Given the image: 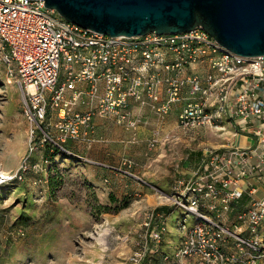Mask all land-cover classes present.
<instances>
[{
  "label": "built area",
  "instance_id": "obj_1",
  "mask_svg": "<svg viewBox=\"0 0 264 264\" xmlns=\"http://www.w3.org/2000/svg\"><path fill=\"white\" fill-rule=\"evenodd\" d=\"M44 6L0 0V51L17 77L29 154L44 143L68 153L66 141L92 134L96 117L135 131L140 117L133 108L164 119L181 104L176 126L184 133L225 132L221 120L232 121L252 145L207 150L189 177L173 182L168 209L190 215L194 225L181 223L179 245L157 264H264V56L232 54L200 28L109 37ZM157 142L152 137L148 148ZM27 169L24 161L0 182L20 181ZM171 214L162 208L145 214L144 241L129 264L159 251Z\"/></svg>",
  "mask_w": 264,
  "mask_h": 264
},
{
  "label": "rangeland",
  "instance_id": "obj_2",
  "mask_svg": "<svg viewBox=\"0 0 264 264\" xmlns=\"http://www.w3.org/2000/svg\"><path fill=\"white\" fill-rule=\"evenodd\" d=\"M2 56L0 51V178L5 179L22 162H39L41 154L39 149L29 154L17 77L8 74L13 67ZM143 110L147 116L139 118L135 131L109 118L94 120L87 138L66 141L81 159L57 157L49 173H36L40 182L33 183L36 176L28 170L20 184L0 182V264H129L144 241L145 214L167 211L173 182L194 172L207 150L229 144L227 132L233 130V122L222 119L225 132L202 127L184 133L168 125V118ZM152 137L158 142L149 149ZM181 223L185 229L194 225L190 215L174 211L162 253L179 245Z\"/></svg>",
  "mask_w": 264,
  "mask_h": 264
},
{
  "label": "water",
  "instance_id": "obj_3",
  "mask_svg": "<svg viewBox=\"0 0 264 264\" xmlns=\"http://www.w3.org/2000/svg\"><path fill=\"white\" fill-rule=\"evenodd\" d=\"M45 8L109 37L187 33L200 28L224 50L264 56V0H43Z\"/></svg>",
  "mask_w": 264,
  "mask_h": 264
},
{
  "label": "trees",
  "instance_id": "obj_4",
  "mask_svg": "<svg viewBox=\"0 0 264 264\" xmlns=\"http://www.w3.org/2000/svg\"><path fill=\"white\" fill-rule=\"evenodd\" d=\"M38 138L39 136H37V139L35 140V143L38 144ZM37 150L39 149L40 150V154H41V157H40V161L39 162H33L32 164H30L28 166V174H34V176H36L35 180L33 181V183H37L38 181L40 182L41 180L39 179V174H36L38 173L39 171L43 170L42 172H45V173H49L51 171V165L53 164L54 160L57 158V157H60V156H65V157H68V158H73V159H76V160H80L81 157H79V155L75 154L68 146H67V142L63 145L64 146V149L66 151H68V153H64L60 150H58L57 148L51 146L50 144L48 143H44L43 146L41 147L40 145H37ZM36 150V151H37ZM50 150H52V152H50ZM38 166V168H37ZM36 167V168H35ZM102 167V166H101ZM109 167V166H108ZM105 168V167H104ZM40 169V170H39ZM103 169V168H102ZM113 168L110 166L109 168H106L104 170H110ZM27 170L20 173L21 174V180H17V179H14L13 182H15L16 184H20L22 183L25 179H26V175H27ZM30 170V171H29ZM32 170V171H31ZM35 170V171H34ZM42 172H40V174H42ZM174 211H177L176 209H167V212L168 213H174ZM166 253H162L161 251V246H160V249L159 251L156 253V254H149V255H146V258L142 261L141 264H157L158 261L160 260L161 256L164 255Z\"/></svg>",
  "mask_w": 264,
  "mask_h": 264
},
{
  "label": "crops",
  "instance_id": "obj_5",
  "mask_svg": "<svg viewBox=\"0 0 264 264\" xmlns=\"http://www.w3.org/2000/svg\"><path fill=\"white\" fill-rule=\"evenodd\" d=\"M180 108H181V104L175 105L174 108H173V110L169 113V115H167L165 117V118H168V121H169V124L168 125H176L177 124V115H178V112H179V109ZM133 109H134L133 110V114L134 115L136 114V116L140 117L141 119L142 118H145L147 116L146 115L147 112H148L147 110H143V112H141V110H139L137 108H133ZM97 118L98 117H96V118L93 119V123H94V120H95V122H97V124H101L102 123L101 120H98ZM110 120H112V119H110ZM233 130H232L233 132L232 131H228L227 132L229 136L232 133V137L229 138L230 139V142H229V144H226V146L249 147V146L252 145L253 142H252V139H251L250 136H248L247 134H245L243 132H235V129L234 128H233ZM224 146L225 145H221L220 147L216 148V150H218L219 148H222ZM197 165H198V163H197ZM192 172L193 171L187 172L186 175H185V177H189L192 174ZM181 178H183V177H181Z\"/></svg>",
  "mask_w": 264,
  "mask_h": 264
},
{
  "label": "bare ground",
  "instance_id": "obj_6",
  "mask_svg": "<svg viewBox=\"0 0 264 264\" xmlns=\"http://www.w3.org/2000/svg\"><path fill=\"white\" fill-rule=\"evenodd\" d=\"M0 173H2V172H0ZM0 175H3V174H0ZM1 179H3V177H2V176H1L0 180H1Z\"/></svg>",
  "mask_w": 264,
  "mask_h": 264
}]
</instances>
